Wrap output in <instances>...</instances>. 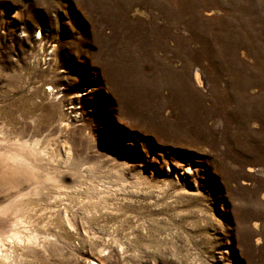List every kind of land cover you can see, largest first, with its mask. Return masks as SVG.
Instances as JSON below:
<instances>
[{"label":"rangeland","instance_id":"rangeland-1","mask_svg":"<svg viewBox=\"0 0 264 264\" xmlns=\"http://www.w3.org/2000/svg\"><path fill=\"white\" fill-rule=\"evenodd\" d=\"M0 130L17 264H264V0H0Z\"/></svg>","mask_w":264,"mask_h":264},{"label":"bare ground","instance_id":"bare-ground-1","mask_svg":"<svg viewBox=\"0 0 264 264\" xmlns=\"http://www.w3.org/2000/svg\"><path fill=\"white\" fill-rule=\"evenodd\" d=\"M9 134L10 133H8L7 131L5 132L4 130H0L1 139H5L4 137H6ZM32 143L33 144H30L27 140H24L23 137L21 136L16 139V144L18 145V147H20L23 151L29 150L31 156L28 157L22 154L16 155L14 153L0 152V167L3 165L5 169L16 170L18 172L19 178H21V180H24V182L26 183V185H22L21 187L22 189H19L18 191L15 192L13 191V187L11 185V182L14 180L13 175L9 176L7 179H3L2 181H0V193L3 195V199H4L3 201L7 202L10 201L11 198H15V197H18L16 198V200L18 199L21 200L22 198H26L27 201L26 203L23 204H26L27 206L29 204H33L34 196L32 195L37 194V191H42L46 184H49L51 187H54L56 189L55 191H61L64 188L63 185L60 184L59 179L57 180L55 176L54 177L51 176L45 170L44 172L43 171L40 172L39 170L40 167L38 166L39 167L38 168L33 163L35 161H38L39 158L42 156V153L44 152H42V150L38 147L39 142L37 140ZM36 169H38L39 173H37L38 171ZM25 170H28L30 177L27 176L28 173ZM0 177H4V176L0 174ZM22 191H27V192L22 194ZM50 216L52 221H54V218H56V216H59V219H61L63 223L68 224V219L66 217L67 215H65V213H63V215L62 214L58 215V212L55 210L50 213ZM31 224L32 222L25 221L20 218H16L15 221L13 222L14 230L9 239V243L15 244L20 248V250H24V249L26 250L30 247H39L43 249L42 248L43 243L40 244V240H42V242L46 241L47 240L46 235L45 234L40 235L36 231H32V229L29 228ZM3 248H5V250L3 249L4 250L3 254L0 253L1 262H4L6 264H17L16 259H14L13 256L12 249L7 245H4ZM18 258H20V256H18L17 259Z\"/></svg>","mask_w":264,"mask_h":264}]
</instances>
